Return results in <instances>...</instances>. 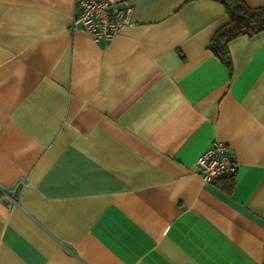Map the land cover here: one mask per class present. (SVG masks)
<instances>
[{
    "label": "crops",
    "instance_id": "crops-1",
    "mask_svg": "<svg viewBox=\"0 0 264 264\" xmlns=\"http://www.w3.org/2000/svg\"><path fill=\"white\" fill-rule=\"evenodd\" d=\"M74 4L0 0V264H262L264 31L227 67L219 0H130L96 41ZM215 139L230 191L194 171Z\"/></svg>",
    "mask_w": 264,
    "mask_h": 264
},
{
    "label": "built area",
    "instance_id": "built-area-1",
    "mask_svg": "<svg viewBox=\"0 0 264 264\" xmlns=\"http://www.w3.org/2000/svg\"><path fill=\"white\" fill-rule=\"evenodd\" d=\"M130 0H75L70 26L87 32L93 40H110L132 22ZM194 171L205 182L233 179L237 162L228 146L219 140L197 155Z\"/></svg>",
    "mask_w": 264,
    "mask_h": 264
},
{
    "label": "trees",
    "instance_id": "trees-1",
    "mask_svg": "<svg viewBox=\"0 0 264 264\" xmlns=\"http://www.w3.org/2000/svg\"><path fill=\"white\" fill-rule=\"evenodd\" d=\"M224 4L228 20L220 25L209 41V48L221 59L227 67H231V60L227 43L239 35H253L264 31V4L250 6L243 0H219ZM222 188L230 191L233 179H222ZM264 264V261H262Z\"/></svg>",
    "mask_w": 264,
    "mask_h": 264
}]
</instances>
